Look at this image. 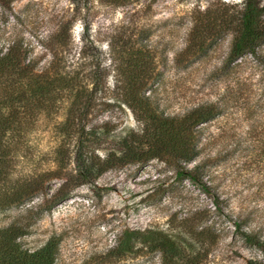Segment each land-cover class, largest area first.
<instances>
[{"label": "rangeland", "instance_id": "1", "mask_svg": "<svg viewBox=\"0 0 264 264\" xmlns=\"http://www.w3.org/2000/svg\"><path fill=\"white\" fill-rule=\"evenodd\" d=\"M87 6L88 12L72 21L74 50L80 45L85 19L90 38L104 51L105 64L123 58L117 52L120 49L109 52V41L126 48L130 45L125 43L127 37L139 38L154 49L160 71L152 92L157 110L180 114L203 100L220 104V115L203 126L200 158L222 191L223 214L214 210L210 197L177 175L178 168L194 162H176L166 155L168 159L152 158L108 169L95 181L70 189L56 203L49 195L62 180L51 179L44 193L1 211L0 225L12 219L28 224L21 240L30 250L52 236L58 238L56 264H160L157 253L129 259L114 258L108 250L126 228L175 230L193 223H198L197 229L210 224L215 230L208 264H247L248 259H261V251L245 243L232 222L238 220L242 230L264 242V71L260 69L264 62L248 55L225 73L222 66L233 32L231 27L223 30L220 20L215 22L222 28L221 35L214 41L205 40L201 44L205 49L198 47L203 31L187 44L194 22L202 19L197 16L199 11L209 6L222 12L221 20L230 22L242 0H90ZM72 17L70 0H0V48L4 51L17 40L27 59L37 67L47 66L52 58L46 46L48 37ZM213 23L207 17L200 26L202 30L213 28ZM260 53L264 59V44ZM104 85L102 95L118 102L124 84L115 83L108 74ZM105 118L137 124L129 108L118 103L96 120ZM33 154L37 155L36 150ZM42 161L38 166L47 168L49 163Z\"/></svg>", "mask_w": 264, "mask_h": 264}, {"label": "trees", "instance_id": "2", "mask_svg": "<svg viewBox=\"0 0 264 264\" xmlns=\"http://www.w3.org/2000/svg\"><path fill=\"white\" fill-rule=\"evenodd\" d=\"M70 2L73 17L48 37L46 46L52 58L47 66L37 67L32 59H27L17 40L11 41L4 51L0 48V212L44 193L46 182L51 179L62 180L55 193L49 195L56 203L70 189L95 181L108 169L168 156L176 162H194L190 167L178 168L177 175L210 197L214 210L223 214L222 191L217 189L215 175L206 168L204 158H200L203 126L220 115V104L203 100L180 114L157 110L152 92L160 71L154 49L132 36L127 37L125 43L130 45L126 48L109 41V52L120 49L117 52L123 58L105 64L104 51L90 38L85 19L80 45L74 50L70 42L72 21L88 12L90 0ZM221 15L209 6L199 11L197 16L202 19L194 22L187 44L202 31L198 47L204 48L201 44L207 39L214 41L221 35L222 28L218 29L215 22L220 20L223 30L231 27L233 32L222 66L225 73L241 65L248 55L264 62L260 53L264 44V3L242 0L240 11L230 21L233 26H227L230 22L221 20ZM207 17L214 21L213 28L206 26L202 30L200 24ZM260 69L264 71V64ZM108 74H112L115 83L124 84L118 102L102 95ZM113 103L129 108L137 124L112 118L97 121ZM39 161L49 163L48 167L41 169ZM232 224L245 243L261 251V259H248L247 264H264L263 240L242 230L238 220ZM197 226L193 223L175 230L126 228L117 235L108 253L114 258L129 259L157 253L160 264H208L215 230L210 224L198 229ZM28 227L13 219L0 225V264H56L58 238L52 236L30 250L21 240Z\"/></svg>", "mask_w": 264, "mask_h": 264}]
</instances>
